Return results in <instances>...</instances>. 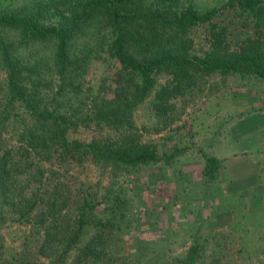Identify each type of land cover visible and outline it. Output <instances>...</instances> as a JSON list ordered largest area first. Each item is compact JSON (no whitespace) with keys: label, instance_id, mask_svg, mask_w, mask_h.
<instances>
[{"label":"trees","instance_id":"obj_1","mask_svg":"<svg viewBox=\"0 0 264 264\" xmlns=\"http://www.w3.org/2000/svg\"><path fill=\"white\" fill-rule=\"evenodd\" d=\"M208 2L30 0L14 11H0V64L6 74L2 126L12 121L13 106L25 111L12 123L13 129L19 124L18 146H5L0 154V222L9 218L30 225L40 236L36 255L46 261L0 264H141L146 244L124 251L122 238L131 231L133 205L119 174L170 163L179 151L163 154L153 142L77 140L69 129L93 122L108 129L129 128L132 112L156 91L160 74L170 76L158 85L153 100L161 113L171 109V96L213 73L264 80L259 36L264 0ZM244 16L247 23L240 22ZM102 25L106 30L99 56L105 76L89 97L81 82L94 62L92 44ZM8 32L16 33L17 45ZM172 33L192 34L186 38L191 49L175 52L178 48L173 50L166 37ZM87 104L93 118L80 114ZM203 157V175L213 179L219 161ZM86 158L108 173L109 182L80 187L73 206L68 182L46 165L55 159L82 165ZM201 250L194 244L177 264L195 263Z\"/></svg>","mask_w":264,"mask_h":264},{"label":"rangeland","instance_id":"obj_2","mask_svg":"<svg viewBox=\"0 0 264 264\" xmlns=\"http://www.w3.org/2000/svg\"><path fill=\"white\" fill-rule=\"evenodd\" d=\"M152 1L147 0L148 4ZM220 1L209 0L208 5ZM28 2L0 0V11H14ZM233 21L238 24L237 18ZM241 21L247 23L245 16ZM105 30L102 25L96 34L97 41L92 44L95 59L81 82L82 92L89 97L95 96L105 76L99 56ZM260 32L264 42V23ZM166 35L171 48H178L175 52L191 49L186 38L192 39V34ZM7 36L18 44L16 33L8 32ZM181 40H185V48ZM169 78L160 74L158 85ZM5 79L0 64V113L5 105ZM46 79L50 80V73ZM56 84L55 78L50 83L52 89ZM158 85L132 112L129 128L108 129L93 122L84 128L69 129L71 138L77 140L153 142L163 154L179 151L170 163L119 174L118 182L133 205L131 231L122 238L124 251L128 254L135 243H142L146 247L141 264H177L197 243L202 250L193 264H264V80L210 74L182 94L171 96V109L166 113L153 107ZM13 107L10 123L2 126L0 116V154L5 146H18L19 124L15 123L17 129L13 124L25 111ZM80 114L93 118L90 104ZM203 155L219 161L213 179L203 175ZM46 166L68 182L73 206L80 187L109 182L108 173L88 158L82 165L58 164L55 159ZM30 228L9 218L0 222V260L46 262L36 255L40 236Z\"/></svg>","mask_w":264,"mask_h":264}]
</instances>
